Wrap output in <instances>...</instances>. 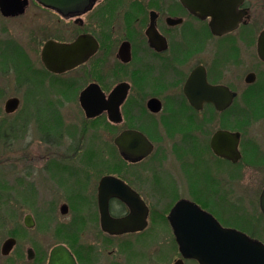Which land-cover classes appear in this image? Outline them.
<instances>
[{
	"label": "flooded vegetation",
	"instance_id": "flooded-vegetation-1",
	"mask_svg": "<svg viewBox=\"0 0 264 264\" xmlns=\"http://www.w3.org/2000/svg\"><path fill=\"white\" fill-rule=\"evenodd\" d=\"M226 3L234 7L222 11V19L186 0H89L83 11L66 15L27 0L19 15L0 13L16 19L36 5L55 16L30 32L41 66L24 61L47 81L27 83L30 101L55 110L57 98L35 97L47 83L76 114L67 124L58 113L31 114L47 144L26 149L46 157L38 168L55 182L61 202L57 210L52 202L29 210L3 240L2 257L18 250L36 226L55 242L44 251L21 246L16 264H165V248L175 257L171 264H199L180 247H196L198 233L206 231L219 239L220 231L230 230L264 245L254 234L264 218V150L246 137L254 121L264 120V0ZM10 43L6 48L16 54ZM46 43L49 67L41 59ZM10 98L18 104L7 113ZM19 107L13 96L3 110L12 115ZM20 120L23 127L26 119ZM102 151L111 160L101 161ZM34 165L17 172L22 201L36 199ZM107 176L112 181L100 193ZM238 199L245 211L230 213L225 206ZM249 200L257 201L261 215L248 213ZM55 214L69 218L60 222ZM9 238L14 244L2 254ZM58 247L72 262L51 257Z\"/></svg>",
	"mask_w": 264,
	"mask_h": 264
},
{
	"label": "rangeland",
	"instance_id": "rangeland-1",
	"mask_svg": "<svg viewBox=\"0 0 264 264\" xmlns=\"http://www.w3.org/2000/svg\"><path fill=\"white\" fill-rule=\"evenodd\" d=\"M51 18H55L51 12L49 13L36 5H31L20 18L4 19L0 16V196H2L0 197V246L3 240L8 237L11 230L18 229V226L22 224V219L25 214L30 213L29 210L32 208L33 210H39L46 203L47 205H52L50 202L57 204V210L61 202L55 182H51L52 180L50 178L49 180L46 178V171L42 172V167L38 168L41 162L46 161V157L40 158L38 157L41 155L40 152L30 151L31 148L36 149L37 146L47 144L42 138L40 139L39 133L36 130L35 118L31 114L40 113L42 117H47L49 113L53 112L58 113L66 124L68 121L71 123L76 121L74 117L76 115H74L75 108L71 104L63 102L62 92L48 88L47 83L37 91L35 97H41L38 94L43 93L46 100H54V98H57L54 106L55 110L48 108L46 105L41 106L42 109H38L39 106H33L31 104L32 101H30L34 95L31 89L32 85L27 83H33L36 80L47 82L44 77H38L31 72V68L37 69L41 65L38 60V54H36L38 48H36V42L32 40L33 37H31L30 32L34 27L46 26L48 20ZM10 41L15 44L10 43ZM9 43L10 46H17L16 54L13 50L6 48ZM26 59L29 64L32 63L31 68L28 66V63H25L24 60ZM13 96L20 98V107L16 113L6 115L3 110L4 102L7 98ZM22 118L26 119L23 127L21 126L23 121L20 120ZM251 125L252 131L246 137L252 138L257 143L260 142L263 145L261 148L264 150V120L254 121ZM108 138L105 137L104 140ZM85 144L86 148L91 146L90 142L86 139ZM28 146L31 148L26 149ZM25 154H27V157H24ZM19 156L22 159H19ZM97 156L101 161L111 160V154L108 151L98 152ZM31 158L34 159L32 164L29 163ZM21 160L24 161L23 164ZM35 163L37 165H34L32 174L35 175L36 199L33 201H22L16 196L19 192H22V184L18 182L17 172L21 167L25 166L22 169L28 173L30 167L32 168V165ZM259 170L263 180L264 166ZM36 171H38L37 175ZM196 177L201 178L198 174ZM245 205L244 199H238L235 201L230 200L229 208L227 206L225 207L230 213H240L245 211ZM254 205L255 208L253 210ZM248 206V213L255 212L260 214L257 201L249 200ZM55 212L57 213V211ZM54 217L60 222L66 221L69 218V216L62 217L60 215ZM261 218L263 220H259L260 228L254 234L264 240V218L262 215ZM44 219L45 217L39 218L40 221H44ZM40 231L41 229L37 228V226L32 230H27L26 234L28 236L21 242L20 247L22 246L25 251L28 246L34 244L35 246L40 245L41 251L48 250L55 240L50 239V232L42 233ZM20 247L6 258L0 255V264L19 263L18 255L20 254H17V251H20ZM172 253L169 248H165V264H171L173 258ZM150 254L151 256H155V253H152V249L150 250Z\"/></svg>",
	"mask_w": 264,
	"mask_h": 264
},
{
	"label": "water",
	"instance_id": "water-1",
	"mask_svg": "<svg viewBox=\"0 0 264 264\" xmlns=\"http://www.w3.org/2000/svg\"><path fill=\"white\" fill-rule=\"evenodd\" d=\"M45 7L52 8L63 15L69 13L81 12L88 5L89 0H36ZM192 8L200 12L206 11V14L212 15L215 19H222V11L234 7L232 3H226V0H186ZM27 0H0V13L3 16H14L23 13ZM204 13V12H203ZM56 45H54L55 47ZM50 43H46L43 47L41 59L46 67L51 64L48 58V48ZM61 50L66 49L60 47ZM57 69H61L64 62L56 64ZM18 100L10 98L5 103V112L10 113L17 107ZM121 139V138H120ZM127 153V152H126ZM236 155L237 153H233ZM238 155V154H237ZM235 159L234 156L231 157ZM112 181L111 177H104L101 181L100 193L102 192L103 185ZM119 183V182H118ZM102 208L107 209L106 206ZM176 208V207H175ZM260 209L264 213V188L260 197ZM103 212V216L106 217ZM174 219V212L172 213L171 220ZM30 217H25V224L31 226ZM174 223V222H173ZM220 238L206 231L198 233L196 238V247H180L181 253L185 257L196 258L199 264H264V245L258 241H252L246 235L237 233L230 230L220 231L218 233ZM14 244V240L9 238L4 241L1 247V253L7 254ZM51 257H67L70 260L71 255L63 251L61 247L55 248ZM71 261V260H70ZM72 262V261H71ZM61 264V263H53Z\"/></svg>",
	"mask_w": 264,
	"mask_h": 264
}]
</instances>
